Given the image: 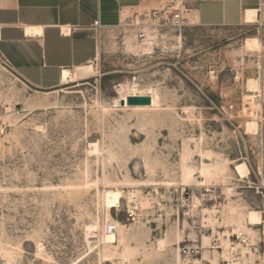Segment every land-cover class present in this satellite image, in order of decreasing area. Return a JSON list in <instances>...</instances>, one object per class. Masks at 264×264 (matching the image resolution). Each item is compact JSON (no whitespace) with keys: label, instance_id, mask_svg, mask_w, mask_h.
Segmentation results:
<instances>
[{"label":"rangeland","instance_id":"rangeland-1","mask_svg":"<svg viewBox=\"0 0 264 264\" xmlns=\"http://www.w3.org/2000/svg\"><path fill=\"white\" fill-rule=\"evenodd\" d=\"M224 1L215 24L190 13ZM162 2L180 27L107 31L56 88L0 57V264H264V0ZM133 84L158 106L115 107Z\"/></svg>","mask_w":264,"mask_h":264},{"label":"crops","instance_id":"crops-1","mask_svg":"<svg viewBox=\"0 0 264 264\" xmlns=\"http://www.w3.org/2000/svg\"><path fill=\"white\" fill-rule=\"evenodd\" d=\"M162 1L0 0V57L28 86L56 88L66 83L63 72L100 58L105 32L122 29L126 16L149 12L163 6ZM198 7L197 13L190 11L198 23L230 18L226 1L214 10Z\"/></svg>","mask_w":264,"mask_h":264},{"label":"built area","instance_id":"built-area-1","mask_svg":"<svg viewBox=\"0 0 264 264\" xmlns=\"http://www.w3.org/2000/svg\"><path fill=\"white\" fill-rule=\"evenodd\" d=\"M183 20L184 18L180 10L175 9L172 5L166 4L143 14L126 16L121 22L120 28L122 30H133L135 39L143 44L146 43L145 41L151 40L153 34H158L162 28L180 27L184 23ZM93 24L99 26L98 20H95ZM4 64L8 67L6 62ZM235 237L242 242L245 241L242 233L238 232L235 234ZM182 253L188 258H192L196 250L191 247L182 248ZM242 262L249 264V258L244 257ZM192 264H198V262L192 261Z\"/></svg>","mask_w":264,"mask_h":264},{"label":"bare ground","instance_id":"bare-ground-1","mask_svg":"<svg viewBox=\"0 0 264 264\" xmlns=\"http://www.w3.org/2000/svg\"><path fill=\"white\" fill-rule=\"evenodd\" d=\"M243 12H244V19H246V20H251V19L256 18V12L257 11L255 10V8L246 7L243 9ZM71 77H72L71 73H69V72H63L62 73V81L63 82H67V83L70 82L72 80ZM256 84L257 83L253 80L249 81V87L250 88H256L257 87ZM129 87H130V89L126 93H123L121 96H119L113 100V105L115 107H129V106H127V104H124L123 106L120 105V100L122 99L125 101L126 97L129 95H147L151 98V104L150 105L131 106L132 108L139 109V108H145V107H156V106H158L160 96H159V94L155 88L147 87L144 89V86H143V88H142L143 90H141L137 87L136 84H133ZM247 89H248V87H247ZM252 99L253 98L251 95H249L247 98V100H249V101H252ZM243 109H245V108H243ZM249 113L251 114V116L253 115L251 111H249ZM236 169L241 176H245L248 173V171L245 169V166L243 164L237 165ZM102 197H103V201L105 203H112L115 201L116 195L113 191H104ZM111 225H113L115 227V231H114L113 226H110V227L106 226L105 232L103 234V241L105 243H109V244L115 242L116 232H117V225L116 224H111Z\"/></svg>","mask_w":264,"mask_h":264},{"label":"water","instance_id":"water-1","mask_svg":"<svg viewBox=\"0 0 264 264\" xmlns=\"http://www.w3.org/2000/svg\"><path fill=\"white\" fill-rule=\"evenodd\" d=\"M127 104L129 106H137V105H150L151 98L147 95H129L126 97V100H120V105Z\"/></svg>","mask_w":264,"mask_h":264}]
</instances>
